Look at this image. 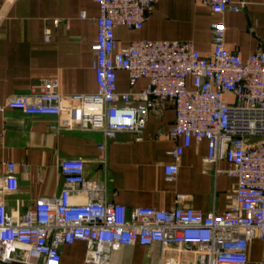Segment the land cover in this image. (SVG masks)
<instances>
[{
    "label": "built area",
    "instance_id": "built-area-1",
    "mask_svg": "<svg viewBox=\"0 0 264 264\" xmlns=\"http://www.w3.org/2000/svg\"><path fill=\"white\" fill-rule=\"evenodd\" d=\"M93 1L99 7L92 45L97 93L64 96L44 82L32 94L10 97L0 112L51 116L59 131H98L111 139L122 133L140 136L149 114L171 108L175 120L167 138L176 146L165 179L175 181L184 151L205 141L206 163L231 178L235 190L222 214L183 207L184 195L169 210L128 209L106 201L105 190L88 184L82 160H62L57 169L64 187L57 198L37 201L20 218L0 198V264H61L62 247L78 242L86 246L87 264H107L125 247L156 244L163 253L178 250L183 264H248L252 243L264 247V43L243 59L226 48L225 26L215 22L206 56L190 41L144 40L121 48L117 29L142 30L156 0ZM200 1L216 15L242 7L233 0ZM86 18L82 12L80 19ZM118 72L127 73L131 90L140 80L147 85L120 94ZM222 161L228 168L218 171ZM2 188L3 196L18 191L13 163L6 164ZM73 195L88 201L75 204ZM163 258L161 264H175Z\"/></svg>",
    "mask_w": 264,
    "mask_h": 264
},
{
    "label": "crops",
    "instance_id": "crops-1",
    "mask_svg": "<svg viewBox=\"0 0 264 264\" xmlns=\"http://www.w3.org/2000/svg\"><path fill=\"white\" fill-rule=\"evenodd\" d=\"M242 5L237 13L216 15L200 0H156L142 30L120 27L116 38L121 48L135 41H190L204 56L212 52L210 26H225L226 48L243 59L264 43V0H233ZM82 12L87 18L81 20ZM99 7L93 0H0V107L10 97L34 93L49 82L64 96L97 93L93 71L96 41L95 19ZM56 21L61 23L57 24ZM147 81L134 89L128 76L118 72V92H140ZM175 120L173 109L149 114L140 136L127 133L104 138L98 131H59L51 116L32 117L19 111L0 112V198L8 212L20 218L37 201L57 198L64 187L58 172L62 160L77 159L85 164V179L93 188L105 190L110 203L128 209L151 207L169 210L178 195L187 198L183 207L207 214L226 211L235 182L216 173L206 163L207 143L193 142L178 163L175 181H167L164 167L174 164L170 153L176 144L167 138ZM103 146V150L98 149ZM16 165L18 191L3 196L6 164ZM222 161L217 170H226ZM75 204L87 203L86 195H73ZM86 246L75 243L61 249V264H87ZM183 264L175 248L164 253L159 245L125 247L112 253L107 264ZM167 258V259H165ZM168 260V261H167ZM264 260V247L255 240L248 264Z\"/></svg>",
    "mask_w": 264,
    "mask_h": 264
}]
</instances>
